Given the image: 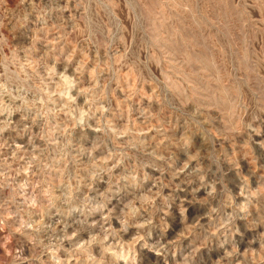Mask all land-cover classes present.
I'll return each instance as SVG.
<instances>
[{
    "label": "rangeland",
    "instance_id": "obj_1",
    "mask_svg": "<svg viewBox=\"0 0 264 264\" xmlns=\"http://www.w3.org/2000/svg\"><path fill=\"white\" fill-rule=\"evenodd\" d=\"M0 264H264V0H0Z\"/></svg>",
    "mask_w": 264,
    "mask_h": 264
}]
</instances>
